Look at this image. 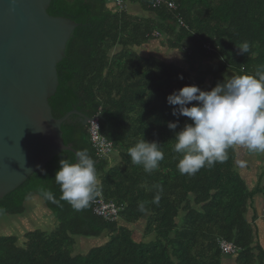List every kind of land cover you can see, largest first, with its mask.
<instances>
[{"label": "trees", "instance_id": "1", "mask_svg": "<svg viewBox=\"0 0 264 264\" xmlns=\"http://www.w3.org/2000/svg\"><path fill=\"white\" fill-rule=\"evenodd\" d=\"M166 1L176 5L174 13L154 7L150 0H128L122 12L108 0H52L50 16L79 25L57 66L59 86L49 101L52 114L56 119L74 110L88 118L101 115L99 132L114 148L99 153L90 125L84 127L77 115L70 117L62 126L65 145L86 151L98 163L93 199L76 211L65 201L43 198L42 191L49 190L59 200L54 177L60 159L76 162L71 152L56 156L0 201V217L22 216L26 202L37 197L54 215L57 228L35 232L22 245L16 237H0V264H264V250L251 223L258 218V202L264 203V172L252 188L236 145L222 162L181 175L174 132L167 127L177 118L166 102L184 86L210 91L225 76L253 75L264 65V0ZM176 16L186 27L178 25ZM155 32L162 37H154ZM151 41L181 54L185 67L134 50ZM244 42L250 45L247 54L238 50ZM199 62L213 64L207 85L193 78ZM185 123L191 121L180 117L175 131ZM141 139L159 143L164 153L151 174L128 156V149ZM116 153L120 159L112 164ZM99 194L123 207L118 221L95 214ZM139 222L145 223V235L153 236L147 242L136 241L128 228ZM106 232L110 237H104ZM90 240L102 243L94 247ZM219 240L233 244L237 253L225 255Z\"/></svg>", "mask_w": 264, "mask_h": 264}, {"label": "water", "instance_id": "2", "mask_svg": "<svg viewBox=\"0 0 264 264\" xmlns=\"http://www.w3.org/2000/svg\"><path fill=\"white\" fill-rule=\"evenodd\" d=\"M52 0H0V201L63 152L62 126L74 110L54 118L49 101L58 90L57 66L78 24L48 14ZM98 163H94L97 166Z\"/></svg>", "mask_w": 264, "mask_h": 264}, {"label": "clouds", "instance_id": "3", "mask_svg": "<svg viewBox=\"0 0 264 264\" xmlns=\"http://www.w3.org/2000/svg\"><path fill=\"white\" fill-rule=\"evenodd\" d=\"M238 50L241 54L249 53V43L244 42ZM166 102L177 118L167 127L174 132L173 151L180 155L177 170L181 175L191 176L205 166L222 162L232 146L264 153V65L258 66L253 75L225 76L210 91L196 85L184 86L168 95ZM180 117L191 123L175 131ZM128 156L133 165L142 166L148 174L164 159L160 144L145 139L130 147ZM75 160L59 161L54 177L60 188L59 200L49 190L42 191V196L53 203L65 201L81 211L93 199L98 178L95 160L86 151L78 152ZM155 199L158 202L159 196Z\"/></svg>", "mask_w": 264, "mask_h": 264}, {"label": "rangeland", "instance_id": "4", "mask_svg": "<svg viewBox=\"0 0 264 264\" xmlns=\"http://www.w3.org/2000/svg\"><path fill=\"white\" fill-rule=\"evenodd\" d=\"M145 55L152 56V57L164 60V61H172L173 63H175V65H178V66L185 67L186 65L183 59V56L181 54L168 49L166 46L165 47L161 46L157 41H152L149 45L147 44ZM211 66H213V64H211L210 62H199L198 64H196L195 74L193 75L195 82H202L203 85H207L208 81L212 79V77L207 74V71ZM237 146L239 147L240 154H242V156L244 157L242 158V161H241V169H242L243 175L245 179L248 181V183L250 184V186L254 188L257 185L259 179H261V175L264 172V153H253L250 151H248L249 152L248 153L246 152L247 150L246 148L239 146V145ZM113 158L114 160H112L111 162L112 164L115 162L117 163L120 159L118 153H116V156ZM263 185H264V181H263ZM262 204H263L262 202H258L257 204L258 208L262 209ZM25 218H26L25 222L28 223V225L30 226L29 223L31 222L28 220L27 216ZM40 227L41 225H39L37 228H40ZM131 227L132 229H134L133 230L135 234L134 239L136 241L143 240L147 242L151 238H153V236L145 237L146 235H145L144 222H139ZM24 230L25 228L23 227L21 220L19 222L18 220L14 222L10 220V222L8 223L0 224V237L1 236L8 237V236H13L15 234L19 235V232L24 233ZM47 233H50L48 229H47ZM20 239L22 240L23 237H20Z\"/></svg>", "mask_w": 264, "mask_h": 264}, {"label": "crops", "instance_id": "5", "mask_svg": "<svg viewBox=\"0 0 264 264\" xmlns=\"http://www.w3.org/2000/svg\"><path fill=\"white\" fill-rule=\"evenodd\" d=\"M150 43H148V45ZM146 46L147 45H144L140 48H135L134 50L142 57H145V58L152 57V56H146L145 55L146 54ZM156 59H158V58H156ZM158 60H161V59H158ZM162 61H164V60H162ZM256 208H257L256 211H257L258 218L255 221H252L253 212H250V216L248 218L250 219V221H252L251 223L253 224V226L256 229V233H257L256 240L258 241V243L261 245L262 249L264 250V203L262 204V209L258 208V206ZM26 216H27L28 220L31 222V223H29L31 227L28 225V223L25 222ZM10 220L12 222H14L16 220H18V222H19L21 220L22 225L25 228L24 233L19 232V235L15 234L13 236H8V237L18 238L19 243L21 245L26 242V237H29L31 234L38 232V231L47 233V229L51 233V232L55 231V229L58 226V222L55 219L54 215L42 204L41 200L37 197H32L31 199H29L26 202V209H25V212L23 213L22 216H18V217L1 216L0 217V224L1 223H8V222H10ZM39 225H41V227L37 228ZM121 225H126V224L124 222H121ZM131 226H133V225L128 226V228L132 232V237H134V235H135L133 232L134 229H132ZM110 234L111 233L106 232L104 237H110ZM5 237H7V236H5ZM20 237H23V239L21 240ZM145 237H147V236H145ZM90 241L92 242L94 247H97L100 245V243H102L100 241L96 242V243L94 242V240H90ZM88 246H89V244H88Z\"/></svg>", "mask_w": 264, "mask_h": 264}, {"label": "built area", "instance_id": "6", "mask_svg": "<svg viewBox=\"0 0 264 264\" xmlns=\"http://www.w3.org/2000/svg\"><path fill=\"white\" fill-rule=\"evenodd\" d=\"M127 1L128 0H108L109 5L115 7L118 12H122L125 9H127ZM153 2L154 7H164L169 12L174 13L177 10L176 5L173 2H169L166 0H150ZM176 21L180 27H186L183 20L176 16ZM156 38H161L162 34L159 32H155L153 34ZM209 48V47H207ZM90 125V135H91V141L94 144V147L98 150L99 153H102V155H105L107 153H110L114 146L113 143L107 141L103 136H101L99 129V121L95 120L89 123ZM95 214L99 217L104 218L106 221L114 222L118 221V215L119 211L123 208L121 206H118L113 201L112 202H106L104 198H102V195L99 194V199L95 202ZM219 245L222 250V252L225 255H234L237 253L236 247L228 243L224 240H219Z\"/></svg>", "mask_w": 264, "mask_h": 264}]
</instances>
